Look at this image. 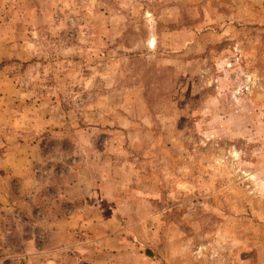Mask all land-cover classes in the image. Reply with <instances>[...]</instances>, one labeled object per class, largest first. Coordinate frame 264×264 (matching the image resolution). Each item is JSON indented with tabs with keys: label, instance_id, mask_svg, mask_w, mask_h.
Here are the masks:
<instances>
[{
	"label": "rangeland",
	"instance_id": "rangeland-1",
	"mask_svg": "<svg viewBox=\"0 0 264 264\" xmlns=\"http://www.w3.org/2000/svg\"><path fill=\"white\" fill-rule=\"evenodd\" d=\"M12 139L0 264H264V0H0Z\"/></svg>",
	"mask_w": 264,
	"mask_h": 264
},
{
	"label": "crops",
	"instance_id": "crops-1",
	"mask_svg": "<svg viewBox=\"0 0 264 264\" xmlns=\"http://www.w3.org/2000/svg\"><path fill=\"white\" fill-rule=\"evenodd\" d=\"M20 146L12 139L7 145L0 147V206L8 204V200L12 203L14 194L18 193L16 189L20 180L28 177L32 166L40 160L37 149Z\"/></svg>",
	"mask_w": 264,
	"mask_h": 264
}]
</instances>
